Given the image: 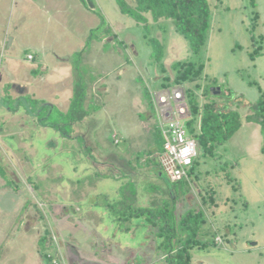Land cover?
<instances>
[{
	"label": "rangeland",
	"instance_id": "obj_1",
	"mask_svg": "<svg viewBox=\"0 0 264 264\" xmlns=\"http://www.w3.org/2000/svg\"><path fill=\"white\" fill-rule=\"evenodd\" d=\"M207 2L208 39L194 54L172 21L150 22L146 31L116 0H0V264H166L143 219L120 230L97 204L105 195L119 200L128 183L136 206L173 196L179 216L203 208L209 244L194 247V264H264V131L254 114L264 92V0ZM149 38L163 45L161 63ZM43 59L55 72L52 87L38 83L23 98L5 89L42 77ZM189 61L203 64L202 79L175 83V65ZM79 81L88 86L89 116L71 137L27 114L46 103L67 112ZM180 88L195 92L201 106L237 110L242 127L215 157L198 148L189 180L173 186L159 162L154 97Z\"/></svg>",
	"mask_w": 264,
	"mask_h": 264
},
{
	"label": "trees",
	"instance_id": "obj_2",
	"mask_svg": "<svg viewBox=\"0 0 264 264\" xmlns=\"http://www.w3.org/2000/svg\"><path fill=\"white\" fill-rule=\"evenodd\" d=\"M116 2L121 13L142 25L146 31L149 29L150 22L160 25L166 21H172L177 32L188 40L194 54L202 52L206 45L212 20V11L207 0H116ZM252 5L255 6L254 1ZM100 17L101 24L105 23L101 15ZM256 18H258L257 13ZM149 42L155 61L161 63L164 54L162 43L156 38H149ZM175 68L177 71L174 81L177 84L197 83L202 79L203 64L196 65L195 62L189 61L178 63ZM80 81L74 85V95L67 112H55L54 106L42 104L36 114L30 109H26L27 113L34 118L38 116V124L42 127H52L60 130L63 136L71 137L73 125L89 116V111L85 109L88 86ZM9 87V85L6 86L7 89ZM197 89H200V86H197ZM261 92L262 95L257 103L258 109L254 114L258 120H261L260 124L264 131V92L262 90ZM186 94L192 114L185 123L186 129L196 139L202 155L215 157L218 148L226 144L242 127L241 115L237 110L218 111L211 103L201 106L195 92L187 90ZM204 95H212V92L205 89ZM147 97L151 111L154 113L150 93H147ZM89 108L90 106L87 110ZM251 120L252 117H249L248 122ZM157 137L161 140V147H163L164 138L159 127H157ZM196 163L197 159L190 173L194 171ZM2 171L0 168V174H4ZM232 181L233 179L230 178V182ZM177 183L171 185L174 186ZM169 192L179 194L172 186ZM119 197H121L119 200H114L105 195L97 200V204L105 208L113 221L119 225L120 230L130 231L127 226L130 221L143 219L155 230V236L160 240L158 247L164 255L166 264H194L191 258L194 247L208 246V240L203 239V235L208 234L205 231L208 219L203 208L190 209L179 216L177 201L173 196L171 200H164L159 205L136 206L134 204L136 187L133 183L121 187ZM46 242V236L40 240L42 249L45 248Z\"/></svg>",
	"mask_w": 264,
	"mask_h": 264
},
{
	"label": "built area",
	"instance_id": "obj_3",
	"mask_svg": "<svg viewBox=\"0 0 264 264\" xmlns=\"http://www.w3.org/2000/svg\"><path fill=\"white\" fill-rule=\"evenodd\" d=\"M30 54L28 60H33ZM159 106L158 127L164 138L159 162L166 178L177 183L189 180L191 168L198 157L196 139L188 133L185 123L192 117L186 91L183 88L156 93Z\"/></svg>",
	"mask_w": 264,
	"mask_h": 264
},
{
	"label": "crops",
	"instance_id": "obj_4",
	"mask_svg": "<svg viewBox=\"0 0 264 264\" xmlns=\"http://www.w3.org/2000/svg\"><path fill=\"white\" fill-rule=\"evenodd\" d=\"M10 34V33H9ZM10 39V38H9ZM5 40V38L3 39V41ZM3 41L2 40H0V47L1 48H3L4 49V45H3ZM57 56V54H53V56ZM34 56V55H33ZM39 70H37L36 72L37 73H39V74H41V76L42 77H39V78H37L36 79V77H33V80H31L30 82H25V83H20V82H16V81H14V82H10V83H7V85H9L10 87L9 88H11V90H12V92H13V90L15 89V91L16 92H19L20 93V97L19 98H23V97H28V95H31V93H32V91H31V87H33L34 85H37L38 83H39V86L41 85V87H42V85H44L45 87H52L53 86V84L51 85V82L49 81V79H51V80H53L54 78L52 77V75L53 74H55V72L53 71L54 69L53 68H51L50 66H49V64L47 63V59H43L42 61H41V63L39 64V68H38ZM50 69H51V72L53 73L52 75L49 73L50 72ZM62 70V67H58V70ZM57 70V71H58ZM35 72V71H34ZM61 73V72H60ZM44 74H45V76H44ZM66 75H67V73L65 72L64 74H63V77L61 78V79H59V81H57L56 83H62V79H64V78H66ZM43 76H44V78H43ZM62 76V75H61ZM60 76V77H61ZM6 85V86H7ZM13 88V89H12ZM17 88V89H16ZM5 89H6V87H5ZM5 93V95L7 96V91L5 90L4 91ZM8 95H10V94H8ZM71 95V94H70ZM59 96V95H58ZM10 97H11V95H10ZM56 99H58V101H60L61 100V97H55ZM70 99V98H69ZM47 104V103H46ZM49 105H52V106H54L55 108H56V106L55 105H53V104H49ZM28 114V113H27Z\"/></svg>",
	"mask_w": 264,
	"mask_h": 264
},
{
	"label": "water",
	"instance_id": "obj_5",
	"mask_svg": "<svg viewBox=\"0 0 264 264\" xmlns=\"http://www.w3.org/2000/svg\"><path fill=\"white\" fill-rule=\"evenodd\" d=\"M212 91H213V89H212Z\"/></svg>",
	"mask_w": 264,
	"mask_h": 264
}]
</instances>
